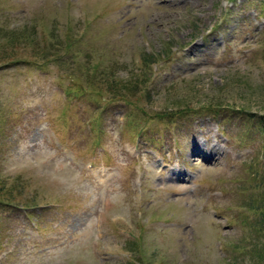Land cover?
Returning a JSON list of instances; mask_svg holds the SVG:
<instances>
[{
  "label": "rangeland",
  "instance_id": "1",
  "mask_svg": "<svg viewBox=\"0 0 264 264\" xmlns=\"http://www.w3.org/2000/svg\"><path fill=\"white\" fill-rule=\"evenodd\" d=\"M263 117L264 0H0V264H264Z\"/></svg>",
  "mask_w": 264,
  "mask_h": 264
},
{
  "label": "bare ground",
  "instance_id": "2",
  "mask_svg": "<svg viewBox=\"0 0 264 264\" xmlns=\"http://www.w3.org/2000/svg\"><path fill=\"white\" fill-rule=\"evenodd\" d=\"M205 144H206V143H205ZM201 145H202V144H201ZM199 146H200V145L198 144V149L201 150V147H202V146H200V147H199ZM216 146L219 147V145L215 144L214 147L216 148ZM194 153L197 154V150H196ZM198 153H199V152H198ZM202 158H203V157H202ZM195 159H196V158H195ZM181 173H182V172H181ZM175 175H176V172H175ZM177 175H178V174H177ZM179 175H180V174H179ZM178 177H179V176H178ZM185 178H186V177H185ZM177 180H178V179H177Z\"/></svg>",
  "mask_w": 264,
  "mask_h": 264
},
{
  "label": "trees",
  "instance_id": "3",
  "mask_svg": "<svg viewBox=\"0 0 264 264\" xmlns=\"http://www.w3.org/2000/svg\"><path fill=\"white\" fill-rule=\"evenodd\" d=\"M17 60H20V59H17ZM263 118H264V117H263ZM263 122H264V121H263ZM251 208H253V207H250V209H251ZM261 219H262V221H263V225H262V226L264 227V214H263V216H262ZM263 258H264V256H263Z\"/></svg>",
  "mask_w": 264,
  "mask_h": 264
}]
</instances>
